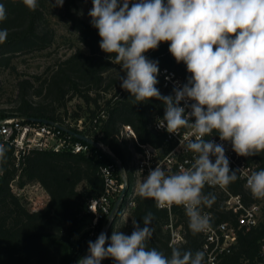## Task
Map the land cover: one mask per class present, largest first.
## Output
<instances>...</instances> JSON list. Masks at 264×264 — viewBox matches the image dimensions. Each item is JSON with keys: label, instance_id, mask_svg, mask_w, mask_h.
<instances>
[{"label": "trees", "instance_id": "1", "mask_svg": "<svg viewBox=\"0 0 264 264\" xmlns=\"http://www.w3.org/2000/svg\"><path fill=\"white\" fill-rule=\"evenodd\" d=\"M0 3L4 4L7 13V19L0 22V28L8 30L6 42L0 44L1 74L6 69H14L13 58L18 54L50 47L55 42L56 32L48 18L52 6L50 0H38L35 11L26 8L21 0H0ZM58 9L87 51L75 50L59 58L43 74L17 77L13 110L19 116L52 119L92 136L104 143L119 159L128 183L125 198L105 231L109 242L114 230L130 235L133 231L132 221H137L143 227L142 218L151 212L154 216V233L150 247L157 248L165 255H170L172 247L191 249L193 252L203 250L205 235L191 233L182 206L158 209L153 199H143L138 191L135 192L134 157L135 152L140 150L137 142L151 143L163 147V150L170 147L165 133L154 129L157 116H164L162 102L151 99L135 104L134 98L120 87L118 78L124 73L114 59L101 51L98 30L81 16L78 0H65L63 7ZM168 47V43H161L157 50L146 54L149 59L158 61L160 74L157 87L162 95H171L170 89L163 86V68L174 69L185 82L189 76L186 66L177 64ZM76 98L83 102L87 114H80L82 105L78 104L73 109V119L68 104ZM101 112L104 116H101ZM5 116H8L7 113L0 110V119ZM69 117L74 121L82 118L83 128L67 122V119L72 121ZM126 125L134 130L136 139L126 136ZM73 139L80 140L74 135ZM90 147L93 154L89 156L68 149L39 148L16 154L14 146H5V161L0 163V264H72L87 255L88 241L97 238L89 237L88 231L80 232L92 217L87 212L89 200L104 192L100 166L112 160L111 155L101 148L92 144ZM244 158L254 163L257 171L264 169V154ZM15 181L19 187L37 182L49 196L46 205L37 210L29 209L13 188ZM229 189L241 193L247 204L258 201L240 179L229 184ZM203 192L216 197L211 208L203 209V212L211 213V223L229 221L238 227L237 214L225 207L226 193L208 185ZM130 200L133 201L131 205L128 204ZM125 210L130 213L126 219L123 214ZM105 223L106 220L101 221L98 230ZM170 223L174 228L179 227L182 235V240L176 244L170 243ZM263 239L264 200L257 223L249 228L242 226L237 229L236 242L230 252L222 255L220 264H248L260 259ZM102 264L115 262L107 258Z\"/></svg>", "mask_w": 264, "mask_h": 264}, {"label": "clouds", "instance_id": "2", "mask_svg": "<svg viewBox=\"0 0 264 264\" xmlns=\"http://www.w3.org/2000/svg\"><path fill=\"white\" fill-rule=\"evenodd\" d=\"M21 3L30 11L38 7V0ZM50 3L63 7L65 0ZM88 16L98 30L101 51L124 73L120 87L135 104L162 102L158 128L176 135L187 130L180 147L192 154L190 167L169 173L157 164L139 183L138 195L153 199L158 209L182 206L193 235L208 231L211 217L203 209L211 208L216 197L203 189L241 178V169L230 168L224 142L241 157L264 154V0H92ZM6 19L0 3V22ZM7 37L8 30L0 28V44ZM161 43H168L177 64L183 63L190 74L186 83H174L171 95L161 94L158 61L146 55ZM213 133L221 143L205 139ZM6 151L0 144V163ZM244 179L252 197L264 200V169ZM153 219L149 212L143 227L132 221L130 235L114 230L110 242L101 233L88 241L87 255L76 264H102L107 258L115 264H205L203 250L172 247L165 255L150 247Z\"/></svg>", "mask_w": 264, "mask_h": 264}, {"label": "built area", "instance_id": "3", "mask_svg": "<svg viewBox=\"0 0 264 264\" xmlns=\"http://www.w3.org/2000/svg\"><path fill=\"white\" fill-rule=\"evenodd\" d=\"M163 86L170 89L173 94V87L176 81L180 84L186 83L184 79L172 68L165 67L162 70ZM190 75V74H189ZM166 76H171L170 80H166ZM183 106V102L181 104ZM101 116L104 113L101 112ZM163 116H157L154 122V129L158 132L165 133L166 141L170 143L169 148L157 147L151 143H139L140 150L135 152L134 168L137 179V185L135 186V192L139 183L142 182L144 176L148 174L150 168H155L157 164L166 169L169 173H175L179 171L181 167L188 168L192 163V154L183 150L180 147V142L184 140L187 135V130L181 129L179 134H169L165 129L157 127L159 119ZM97 118L95 119V121ZM71 125H75L79 129L83 128V119L79 118L76 121H70ZM65 125V124H63ZM67 126V125H65ZM124 133L126 136H132L136 139L134 130L126 125L124 126ZM213 139L217 143H221L216 133H213V137H205V139ZM99 141V140H98ZM102 151L115 156L113 152L101 141ZM0 144L4 146L12 145L15 148L16 154L19 151H26L30 148L39 149H68L73 152H84L89 156L93 154L90 143L83 140H74L73 135L62 130L61 128L27 120L19 115L7 116L0 119ZM226 149V155L230 161V168L232 170L241 169L238 173L240 180H242L244 187L246 188V180L244 177L251 171H257L255 164L247 161L244 157L238 156L232 151L230 143L224 142ZM101 174L104 179V192L103 194L93 197L89 200L87 212L92 214L91 217V230L90 236H95L96 229H98L101 221H108V215L111 213L115 201L121 195L122 191L127 188V178L122 175L115 161L112 159L108 163L100 166ZM14 182L12 183V186ZM209 186V185H208ZM218 190L224 191L227 195L225 199V207L231 209L238 216V227L234 226L229 221H220L216 224L211 223V227L208 231L204 232L205 239L203 243V250L206 252L205 264H220V259L223 254L230 252L232 245L236 242L237 229L245 226L249 228L255 225L261 215L263 200L252 201L251 203H245L241 193H234L229 189V185L226 186H211ZM24 187H18L19 191H24ZM125 198V196H124ZM91 205L92 210L89 209ZM128 204H133V201H128ZM172 207V206H171ZM171 207H167L171 209ZM211 217L210 212H204ZM105 223V224H106ZM172 229L171 244H176L182 240L179 227L174 228L172 223L169 224ZM261 258L249 262L248 264H264V239L261 244ZM72 264H76L74 261Z\"/></svg>", "mask_w": 264, "mask_h": 264}, {"label": "rangeland", "instance_id": "4", "mask_svg": "<svg viewBox=\"0 0 264 264\" xmlns=\"http://www.w3.org/2000/svg\"><path fill=\"white\" fill-rule=\"evenodd\" d=\"M80 5V14L84 20L90 21L88 12L92 7V0H78ZM48 18L56 32L55 42L48 48L40 51H35L27 54H18L13 58L14 69H6L0 74V110L7 113L8 116L17 115L14 109V100L16 98L17 90L15 88V81L17 77H31L34 74H43L49 65L51 66L59 58L65 57L75 50H81L86 52L87 48L80 42L77 33L70 28L64 16H61V12L58 7H50ZM11 70V71H10ZM81 104V115H86L83 102L76 98L69 105V113H73V109L77 108L76 105ZM7 117V116H5ZM75 118L74 113L71 116ZM71 117H69L71 119ZM71 119L72 121H74ZM16 181L13 188L26 206L31 210H37L44 207L48 201V194L37 182H29L23 187L24 191H19ZM127 211V210H125ZM124 211V212H125ZM91 214V213H90ZM125 218V217H124ZM126 219V218H125ZM81 230V234L84 231L90 232L91 219L89 218ZM100 230L96 229L95 236L97 238ZM89 234V233H88ZM90 237V236H89Z\"/></svg>", "mask_w": 264, "mask_h": 264}, {"label": "water", "instance_id": "5", "mask_svg": "<svg viewBox=\"0 0 264 264\" xmlns=\"http://www.w3.org/2000/svg\"><path fill=\"white\" fill-rule=\"evenodd\" d=\"M27 120L30 121H34V122H41V123H46V124H51V125H55L59 128H61L62 130L74 135L75 137H77L80 140H83L85 142H88L92 145H94L97 148H102L101 143L96 140L95 138H93L92 136L86 135L82 132H78L73 130L70 127H67L55 120L52 119H47V118H42V117H33V116H21ZM112 159L115 161V163L117 164L119 171L121 172V174L124 176L125 172H124V168L121 164V162L119 161V159L116 156H113ZM125 192L126 190L124 189L121 193V195L118 197V199L115 201L113 209L111 211V213L108 215V221L107 223L101 228L100 232L98 233L97 237L101 234V233H105V231L107 230V228L109 227V225L111 224V222L113 221V219L115 218V215L122 203V201L124 200V196H125Z\"/></svg>", "mask_w": 264, "mask_h": 264}, {"label": "crops", "instance_id": "6", "mask_svg": "<svg viewBox=\"0 0 264 264\" xmlns=\"http://www.w3.org/2000/svg\"><path fill=\"white\" fill-rule=\"evenodd\" d=\"M137 188H138V186H137ZM136 191H137V189H136ZM123 214H124L125 218H128L130 216L129 211H125ZM89 236H90V233H89ZM90 237H92V236H90Z\"/></svg>", "mask_w": 264, "mask_h": 264}]
</instances>
